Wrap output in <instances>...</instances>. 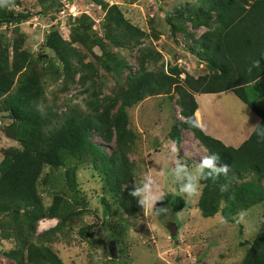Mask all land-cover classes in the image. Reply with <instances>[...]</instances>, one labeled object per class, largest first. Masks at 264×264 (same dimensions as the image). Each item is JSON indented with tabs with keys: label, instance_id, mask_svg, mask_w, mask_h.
<instances>
[{
	"label": "rangeland",
	"instance_id": "rangeland-1",
	"mask_svg": "<svg viewBox=\"0 0 264 264\" xmlns=\"http://www.w3.org/2000/svg\"><path fill=\"white\" fill-rule=\"evenodd\" d=\"M111 3L126 20L143 31L139 45H149L160 52V59L155 63L147 62V68L166 71L174 67L179 78L185 72L194 76L206 72L205 64L190 50V37L204 27L193 28L191 21L184 18L185 8L195 5L196 0H55L49 8H44L37 0H18L11 6L18 13V19L0 22L1 44H9L12 39L20 42L23 55L16 74L28 61L36 71L40 70L43 101L52 110L60 112L72 104L86 111L93 106L104 109L115 102L126 77L139 65L143 51L134 40L127 42L122 36L113 38L101 27L106 5ZM83 14L87 19L82 22ZM85 22H89L101 40L102 48L92 45V53L103 60L101 63H96L93 54L72 40L73 30L81 29ZM52 29L83 56V61L95 63L92 72L79 67L73 57L70 64L75 66L74 71L68 77L64 76L61 59L44 43ZM187 32L191 35L186 36ZM208 101L206 108L210 115L213 114L211 120L214 125L225 128L226 136L238 135L233 130L235 125L226 120L230 116L237 127L251 121L252 111L230 90L215 92L208 96ZM126 112V127L134 135L128 153L132 163V184L138 185L141 176L147 174L154 177L164 191L175 192L178 186L161 172L176 158L194 170L200 159L208 155L187 128L178 125L179 140L174 141L172 125L182 118L176 91L171 89L167 93L147 95L126 107ZM15 124V118L0 109V159L5 148L20 146L9 135ZM91 139L107 150L111 147V141L94 135ZM173 144L179 149L177 153L171 152ZM52 169L46 165L42 167L37 193L43 210L53 193H60L63 204L59 209L66 214L55 229L50 227L58 221L57 217H39L33 222L38 235L33 239L48 246L62 264H238L255 233L264 227L261 202L240 209L228 220L219 209L210 215H202L198 206L200 194L192 198L168 194L157 203V207L169 209L167 215L145 216L141 206L128 214L107 189L101 171L88 160L75 166L72 187L63 173V166ZM258 181L264 186V176ZM201 186L200 182V190ZM176 196H181L183 202L174 209L172 201ZM101 198L107 201V210ZM222 205L223 201H220ZM13 216L12 213L0 214V219L10 224ZM168 221L176 225L174 236H170L165 227ZM147 224L152 225L151 229ZM109 241L114 242L115 256L109 254ZM15 247V240L3 236L0 231V264H20L24 253L13 252Z\"/></svg>",
	"mask_w": 264,
	"mask_h": 264
},
{
	"label": "trees",
	"instance_id": "trees-1",
	"mask_svg": "<svg viewBox=\"0 0 264 264\" xmlns=\"http://www.w3.org/2000/svg\"><path fill=\"white\" fill-rule=\"evenodd\" d=\"M37 1L44 8L55 4V0ZM16 3L18 0H12V5ZM11 6L0 7V22L18 19V13ZM185 9L184 18L191 21L192 26H205L196 37H190V50L207 70L196 76L185 72L179 78L174 67L166 71L147 68V62L155 63L160 59V52L149 45H139L143 31L126 20L114 3L106 5L101 23L103 31H108L112 37L122 36L127 42L134 40L143 52L139 65L126 77L115 102L102 110L93 106L86 111L75 104L60 112L49 108L43 101L41 71H36L28 61L16 74L23 55L20 42L12 39L9 44H1L0 39V109L15 118L16 124L9 135L20 145L5 148L0 159V214L14 215L10 224L0 219V231L3 236L15 240L13 252L24 253L20 264H62L48 246L33 239L38 237L33 222L39 217H57L58 221L50 227L55 229L66 214L59 209L63 204L60 193H53L43 210L36 186L44 165L50 169L63 166V173L72 187L75 166L88 160L101 171L107 189L116 196L124 212L132 214L140 208L137 199L129 195L134 185L128 153L134 135L126 127V107L147 95L167 93L171 89L177 93L182 115L172 125L174 141L179 140L177 126L187 128L208 155H220L218 165L226 163L230 169L227 176L221 175L216 181H201L198 197L201 214L210 215L219 209L223 217L231 220L240 209L255 203L261 202L264 207V186L258 181L264 176V140L255 135L254 127L238 145L232 146L184 122L196 107L193 92L229 88L258 115L257 123L264 125V0H196L195 5ZM81 16L82 22L87 19L85 14ZM73 32L72 40L78 41L91 54L93 44L102 48L89 22ZM44 43L61 59L65 77L74 71L75 66L70 64L73 57L79 67L89 72L95 68L92 60L83 61V56L55 29L47 33ZM94 57L96 63L103 62L98 55ZM253 60H260L261 66L249 73L247 68ZM93 135L111 141L110 149L94 142ZM233 177L236 180H232ZM221 184L227 185L225 191H221ZM101 201L107 210V201L104 198ZM220 201H223L222 206ZM182 202V197L176 196L173 208H179ZM238 264H264V227L255 233Z\"/></svg>",
	"mask_w": 264,
	"mask_h": 264
},
{
	"label": "clouds",
	"instance_id": "clouds-1",
	"mask_svg": "<svg viewBox=\"0 0 264 264\" xmlns=\"http://www.w3.org/2000/svg\"><path fill=\"white\" fill-rule=\"evenodd\" d=\"M12 0H0V7H10ZM261 66L260 60H253L248 66L247 71L251 73L253 69H258ZM190 127L199 128L203 130L200 115L193 113L184 121ZM255 135L264 140V125L255 124ZM178 147L173 144L171 148L172 153H177ZM221 157L218 154H211L203 156L200 161L195 165V169H190L189 166L181 161L179 158L173 160L169 167L161 172V175L171 178V180L178 186L175 192H166L160 188L154 177L144 174L141 176L139 184L134 185L129 195L137 199L138 204L143 208L145 216L155 214L160 216L161 214L167 215L169 209L167 207H157L158 202H162L168 194L182 195L186 198H192L200 194V182L202 180L211 179L213 181L218 180L221 175L227 176L229 173V165H218ZM221 191L227 189V185H220ZM147 227L151 229L152 225L147 224Z\"/></svg>",
	"mask_w": 264,
	"mask_h": 264
},
{
	"label": "crops",
	"instance_id": "crops-1",
	"mask_svg": "<svg viewBox=\"0 0 264 264\" xmlns=\"http://www.w3.org/2000/svg\"><path fill=\"white\" fill-rule=\"evenodd\" d=\"M200 26L204 27V29L200 30L198 32V34H200L202 31L205 30V26H203L201 24L193 26V28H197V27H200ZM198 34L194 35V37H196ZM223 90L232 91L229 88L223 89ZM223 90H220V91H223ZM220 91H215V92H220ZM215 92H198V91L193 92V96H194V99H195V102H196V107L194 108L193 113H198L200 115L202 126H203V131L205 133L220 139L225 144L236 146L249 134V132L254 127L253 125H255L257 123L259 117L254 111H252L242 101L252 111L251 121H248V124L243 123L241 127H237V124H234V119L231 120L230 119L231 116H230V118L229 119L227 118L226 120L228 122H230V125L231 124L233 126L235 125L234 127H236V128H233V130H235L238 133V135H236V133H235L232 136H229V135L226 136L224 134L225 128H222L220 126L214 125L213 121L211 120V119H213V114L210 115L209 112L207 111V108H206L207 105L210 103V101H208V96L213 95ZM223 124L225 125V127H231L232 128V126H229L228 124H225V123H223Z\"/></svg>",
	"mask_w": 264,
	"mask_h": 264
},
{
	"label": "water",
	"instance_id": "water-1",
	"mask_svg": "<svg viewBox=\"0 0 264 264\" xmlns=\"http://www.w3.org/2000/svg\"><path fill=\"white\" fill-rule=\"evenodd\" d=\"M165 227L167 228L168 230V233L170 236H174L175 233H176V225L174 222L172 221H168L165 223ZM108 251H109V254L111 256H115V250H114V242L113 241H109L108 243Z\"/></svg>",
	"mask_w": 264,
	"mask_h": 264
}]
</instances>
